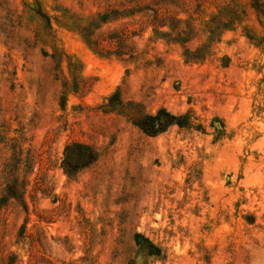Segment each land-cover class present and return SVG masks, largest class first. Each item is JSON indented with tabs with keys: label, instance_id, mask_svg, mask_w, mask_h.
Wrapping results in <instances>:
<instances>
[{
	"label": "rangeland",
	"instance_id": "obj_1",
	"mask_svg": "<svg viewBox=\"0 0 264 264\" xmlns=\"http://www.w3.org/2000/svg\"><path fill=\"white\" fill-rule=\"evenodd\" d=\"M0 264H264V0H0Z\"/></svg>",
	"mask_w": 264,
	"mask_h": 264
},
{
	"label": "trees",
	"instance_id": "obj_2",
	"mask_svg": "<svg viewBox=\"0 0 264 264\" xmlns=\"http://www.w3.org/2000/svg\"><path fill=\"white\" fill-rule=\"evenodd\" d=\"M138 12L139 9H137V7H132L126 9L124 13H121V16H134ZM37 14H39L42 18L49 22V17L47 15L41 13V11H38ZM114 14L115 11H110L104 15H101L99 20H93L83 28L84 37L90 40L97 50H99V48H101L100 50H103V48L101 47V43L93 39L94 31L99 28L100 23H105L108 20H116L117 17H115L116 15ZM174 124L183 126L184 119L181 117H176L166 109H160L155 114L145 115L135 122V125L148 136H155L159 133H162L169 126ZM74 151H81L83 160L81 163L73 161L72 153ZM65 153L68 166V174H74L81 168L88 167L96 159V153L91 149V147L78 143L67 146L65 149ZM139 238H141V235L137 234L135 239L137 244H139L140 242Z\"/></svg>",
	"mask_w": 264,
	"mask_h": 264
}]
</instances>
